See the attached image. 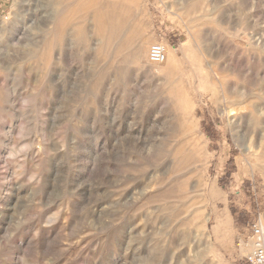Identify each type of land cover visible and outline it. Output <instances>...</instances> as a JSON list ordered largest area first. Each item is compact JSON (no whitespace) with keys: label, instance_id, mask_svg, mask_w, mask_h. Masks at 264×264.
I'll list each match as a JSON object with an SVG mask.
<instances>
[{"label":"rangeland","instance_id":"obj_1","mask_svg":"<svg viewBox=\"0 0 264 264\" xmlns=\"http://www.w3.org/2000/svg\"><path fill=\"white\" fill-rule=\"evenodd\" d=\"M254 225L264 0H0V264H247Z\"/></svg>","mask_w":264,"mask_h":264},{"label":"built area","instance_id":"obj_2","mask_svg":"<svg viewBox=\"0 0 264 264\" xmlns=\"http://www.w3.org/2000/svg\"><path fill=\"white\" fill-rule=\"evenodd\" d=\"M147 59L151 64H162L166 59L165 46L159 43L151 44L148 49ZM252 231L258 240L261 237L264 238L262 231L257 225H254ZM245 261L247 264H264V245L258 242L245 256Z\"/></svg>","mask_w":264,"mask_h":264},{"label":"bare ground","instance_id":"obj_3","mask_svg":"<svg viewBox=\"0 0 264 264\" xmlns=\"http://www.w3.org/2000/svg\"><path fill=\"white\" fill-rule=\"evenodd\" d=\"M2 24H3V23H2ZM64 31H65V30H64ZM54 34H55V33H54ZM64 34H65V33H64ZM61 36H62V35H61ZM59 38H60V36H59ZM61 39H62V38H61ZM61 39H60V40H61ZM60 42H61V41H60ZM145 43H146V42H145ZM145 45H146V44H145ZM145 45H144V46H145ZM144 46H143V47H144ZM145 47H146V46H145ZM44 48H45V47H44ZM47 48H48V47H47ZM43 50H44V49H43ZM46 50H47V49H46ZM143 50H144V48H143ZM201 51H202V50H201ZM193 52H194V51H193ZM206 53H207V52H206ZM137 57H138V56H137ZM169 59H170V57H169ZM165 60H166V59H165ZM173 65H174V64H173ZM173 65H172V66H173ZM175 66H176V65H175ZM175 66H173V67H175ZM167 67H168V66H167ZM170 68H171V67H170ZM171 69H172V68H171ZM171 69L168 68V69L166 70L165 73L168 75V74L171 72ZM174 69H175V68H174ZM175 70H176V69H175ZM163 73H164V72H163ZM175 102H176V101H175ZM182 103H183V102H182ZM183 104H185V103H183ZM186 105H187V104H186ZM188 105H190V104L188 103ZM188 105H187V106H188ZM185 109H186V108H185ZM188 109H190V108H188ZM181 110H182V109H181ZM183 110H184V109H183ZM183 110H182V111H183ZM258 242H260V243H262V244L264 245V238L261 237L259 240H258V238H256V242L253 244V247H254ZM253 247H252V248H253Z\"/></svg>","mask_w":264,"mask_h":264}]
</instances>
